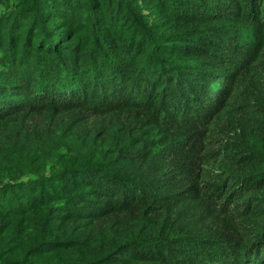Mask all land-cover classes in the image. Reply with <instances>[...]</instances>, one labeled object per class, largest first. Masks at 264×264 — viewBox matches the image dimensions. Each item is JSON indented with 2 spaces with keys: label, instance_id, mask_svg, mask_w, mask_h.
<instances>
[{
  "label": "trees",
  "instance_id": "trees-1",
  "mask_svg": "<svg viewBox=\"0 0 264 264\" xmlns=\"http://www.w3.org/2000/svg\"><path fill=\"white\" fill-rule=\"evenodd\" d=\"M0 264H264V0H0Z\"/></svg>",
  "mask_w": 264,
  "mask_h": 264
}]
</instances>
